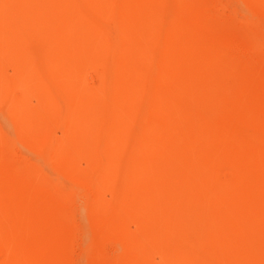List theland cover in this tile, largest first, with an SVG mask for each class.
<instances>
[{"label":"bare ground","instance_id":"1","mask_svg":"<svg viewBox=\"0 0 264 264\" xmlns=\"http://www.w3.org/2000/svg\"><path fill=\"white\" fill-rule=\"evenodd\" d=\"M262 27L264 0H0V264H264Z\"/></svg>","mask_w":264,"mask_h":264},{"label":"rangeland","instance_id":"2","mask_svg":"<svg viewBox=\"0 0 264 264\" xmlns=\"http://www.w3.org/2000/svg\"><path fill=\"white\" fill-rule=\"evenodd\" d=\"M228 7H225L227 10ZM264 28V27H262ZM262 34L261 36H264V29L260 31ZM6 137L8 138V141L15 144L17 143L16 135L13 133L12 129L4 126ZM37 165L44 170L46 175L50 177L52 180L56 181L58 185L61 187V189L64 192L71 193L74 198L85 202L88 201L92 195V192L86 188L81 183H69L66 182L61 174L56 173L52 167L51 164L47 162V164L37 163ZM108 197V194L106 195ZM83 214L80 215L79 219L82 220ZM80 222V221H79Z\"/></svg>","mask_w":264,"mask_h":264}]
</instances>
